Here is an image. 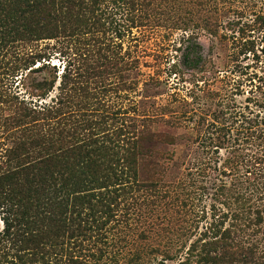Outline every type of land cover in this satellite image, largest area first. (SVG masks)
Wrapping results in <instances>:
<instances>
[{
  "label": "rangeland",
  "instance_id": "rangeland-1",
  "mask_svg": "<svg viewBox=\"0 0 264 264\" xmlns=\"http://www.w3.org/2000/svg\"><path fill=\"white\" fill-rule=\"evenodd\" d=\"M101 6L93 28L62 24L2 49L0 99L65 102L55 144L103 150L115 177L95 192L110 211L81 209L63 234L41 223L48 240L5 241L0 264H264V0ZM28 55L40 67L17 71ZM44 81L46 99L32 98ZM8 109L0 102V173L18 136ZM18 228L0 208V241Z\"/></svg>",
  "mask_w": 264,
  "mask_h": 264
},
{
  "label": "trees",
  "instance_id": "trees-1",
  "mask_svg": "<svg viewBox=\"0 0 264 264\" xmlns=\"http://www.w3.org/2000/svg\"><path fill=\"white\" fill-rule=\"evenodd\" d=\"M102 3L103 0H0V51L18 41L53 38L62 24L70 25L67 29L73 31L86 25L93 28L92 24L98 25L95 16L106 11ZM38 58L41 57L28 55L21 59L23 69L16 68L17 71L35 72L40 67L34 68ZM51 90L47 81L33 83L30 94L40 101L45 100ZM3 98L0 102L9 105L8 110L12 111L5 129L18 136L7 150L6 170L0 173V208L14 215L19 228L10 233L7 240L0 241V250L19 236L21 240L17 241L22 248L40 239L48 240V231L35 235L41 223L63 234L69 225L68 218L80 217L81 209L89 210L92 220L99 213L98 208L108 214V193L95 192L110 186V178L115 177L113 170L105 172L107 166L101 160L103 150L93 146L66 150L55 144L64 134L61 123L65 102L59 99L51 104H38L33 99L27 102L15 96ZM69 200L72 201L70 207ZM49 210L57 211L58 215L54 216ZM42 213L45 214L42 216ZM77 230H81V222Z\"/></svg>",
  "mask_w": 264,
  "mask_h": 264
}]
</instances>
